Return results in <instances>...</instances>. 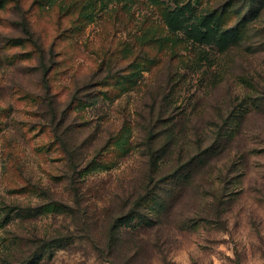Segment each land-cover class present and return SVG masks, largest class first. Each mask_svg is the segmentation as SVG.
<instances>
[{"label": "rangeland", "instance_id": "rangeland-1", "mask_svg": "<svg viewBox=\"0 0 264 264\" xmlns=\"http://www.w3.org/2000/svg\"><path fill=\"white\" fill-rule=\"evenodd\" d=\"M206 13L215 17L202 23ZM109 72L116 84L71 109L74 120L117 132L104 155L113 165L81 184L91 210L114 204L143 166L141 111L162 110L161 126L177 137L181 113L208 125L216 107L228 113L242 99L244 118L232 122L231 159L215 161L220 212L210 195L171 210L154 199L153 225L122 221L130 233L115 247L118 263L264 264V0H0V264H108L92 224L70 211L51 121L76 87L86 95Z\"/></svg>", "mask_w": 264, "mask_h": 264}, {"label": "trees", "instance_id": "trees-1", "mask_svg": "<svg viewBox=\"0 0 264 264\" xmlns=\"http://www.w3.org/2000/svg\"><path fill=\"white\" fill-rule=\"evenodd\" d=\"M172 16L178 18L181 15L176 10ZM213 17L215 14L206 13L202 23ZM219 30L223 32V29ZM195 33L203 40H207L209 32L199 28ZM51 57L47 61L55 60L53 51H51ZM103 70V67H100V71ZM112 75L109 72L94 81L90 88L95 89L86 95L81 92L89 87L84 89L76 87L71 99L62 109L61 119L57 122L51 121V127L54 142L62 148L65 155L67 168L63 177L72 191L71 196L77 206V208L69 206L70 211L86 224H92L93 227L89 226L91 230L99 234L98 239L92 237V242L95 248L104 254L107 263L119 264L114 253L115 247L122 242L128 243V240L123 238L130 233L124 232L122 221L136 216L153 225L155 221L153 213L155 215L160 213V211L155 213L151 210L154 199L160 200L164 196V206L171 210L174 201L176 203L182 200L191 202L192 199L198 198L203 201L210 195L212 199L210 204L215 205L214 214L217 215L220 212L222 202L225 200V187L216 185L218 182L216 178H220L221 173L215 171L217 168L215 161L219 157L225 158L232 154L231 146L235 141V129L232 122L238 120L239 124H242L244 118L237 113L241 104L237 103L242 102V99L238 100L228 113H224L221 104V107H216L213 113L214 120L207 123L208 125L200 122L197 117H188L185 113H181V132H179L181 134L177 137L171 128L161 126L165 119L162 118L163 115H156L162 110L157 112L150 109L146 116L141 111L139 126L143 166L131 173L126 184L119 185L121 193H113L114 204L97 206V209L91 210L89 204L83 202L85 194L81 184L86 176L98 167L105 168V164L113 165L114 160L107 161L104 155L108 153L109 147L118 141L117 132L99 130V124L92 127L89 121L82 122L76 118L74 120L71 109L79 106L80 102L86 98V100L97 98L103 92V87L116 84L111 79ZM49 88L48 85L46 89ZM51 101H55L53 96ZM190 118V126H188L190 131H188L186 128ZM83 132H87V137L81 139ZM208 179L211 184L208 183ZM61 240L56 238L53 241L61 242Z\"/></svg>", "mask_w": 264, "mask_h": 264}]
</instances>
